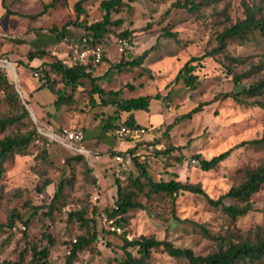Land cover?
I'll return each instance as SVG.
<instances>
[{
    "label": "rangeland",
    "instance_id": "rangeland-1",
    "mask_svg": "<svg viewBox=\"0 0 264 264\" xmlns=\"http://www.w3.org/2000/svg\"><path fill=\"white\" fill-rule=\"evenodd\" d=\"M77 1L59 2L43 12L44 7L52 0H5L7 5L0 0V72L13 85L21 104L30 114L29 118L0 130V139L11 132L23 133L32 127L38 133L27 154L14 155L2 164L0 225H5L15 215L28 220V225L24 227L16 222L13 228L0 231V264L20 261V253H23L20 264H31L30 247L45 246L46 240L42 238L44 233L49 234L54 242L49 249L48 264H65L73 240L86 234V229L78 222L67 220L69 212L80 209L86 210L88 218H95L94 230L98 232V239L89 248L78 253L74 264H118L125 258V253L120 249L121 235H125L128 240L151 236L159 241L166 240L175 247L191 249L197 255H205L215 247L216 241L207 238L202 233L203 230L212 236L236 232L245 236L251 231L248 235L251 237L255 232L264 233V188L251 198L252 210L236 221H231L220 209L211 207L202 197L189 193L178 195L174 199L163 194L146 197V188L137 197L143 208L129 211L124 216L123 227L119 231L111 230L113 224L108 223L106 211L113 206L116 198L114 181L118 179L125 185L129 174L136 175L133 162L128 156L125 157L124 161L129 162V166L119 168L117 177L113 176L111 168L107 182L106 177H101L103 172L94 167V162L82 155L88 169L82 163L73 162L68 165V157L80 154L62 144L59 138L62 128L53 131L39 118L24 86H37L39 83L33 72L40 64L32 63L35 59L29 62L28 53L44 48L54 53L64 49L71 52L69 59L73 61L77 53L83 50L74 46L68 48L67 45L77 43L83 34L81 27L71 24L66 26V41L62 42L49 31L53 26L60 30L66 23L76 20L73 5ZM174 1L123 0L119 12H112L110 15L112 21H121L120 26H113L111 33L98 43L113 61L120 55L116 44L118 35L126 30L131 32L129 40H126V51L133 56L154 46L141 68H133L119 76L123 86L129 84L134 87L133 91L124 88L123 99L159 97L158 100L150 101L149 110L141 113L139 121L151 118L152 124L146 126L160 129L157 130V136H143L139 141L123 139L125 142L119 143L122 146L128 144L130 148L137 146L136 153L143 151L138 162L146 165L153 181H188L200 185L209 198L217 199L243 179L245 168L264 163V150L244 147L233 149L217 168L207 172L200 170L198 164H190V161L196 155L209 160L242 141L259 138L264 131V110L258 106L237 104L228 98L204 106L190 118L178 121L170 131H166L165 127L197 104L210 101L217 93L237 91L232 82V73H247L240 80V87L264 77V39L257 37V40L244 43L230 41L227 44L226 53L239 59L241 64L229 65L222 55L194 62L193 75L197 76L198 86L195 90L188 91L181 82L174 84L179 69L190 58L199 57L215 46V35L227 25L225 16L230 22L243 18L241 0H218L214 6L202 7L199 16L184 10H173L170 14H165ZM245 1L251 6H260L264 14V0ZM100 2L101 0H85L82 4L84 15L79 19L88 24L100 20ZM7 10L10 12L6 13ZM162 29L176 33L178 42L162 38ZM8 64L15 67L14 74L8 69ZM225 65H229L230 71L226 70ZM50 79L55 83L58 80L53 76ZM169 90L170 97H165ZM260 99L264 102V98ZM86 102V95L83 94L77 99L76 105L68 110L79 112L81 109L82 114H88ZM13 113V109L1 95L0 117ZM87 138L92 140V136ZM110 139L113 140L114 137ZM152 141L159 145L158 149L152 148ZM167 147L174 148L170 155L153 154L154 151H162ZM180 148L181 151H178ZM43 151L47 153L45 159L41 158ZM176 158L180 161H175ZM121 170L124 172L120 173ZM44 179H48L50 183L41 192L39 186ZM58 185L63 187L62 197L52 205L50 211L48 205ZM97 191L99 199L94 201L93 195ZM93 208L96 209L95 215H92ZM113 227L117 229L116 226ZM129 252L138 257L135 249ZM148 264L188 263L169 257L162 249H156L152 250Z\"/></svg>",
    "mask_w": 264,
    "mask_h": 264
},
{
    "label": "trees",
    "instance_id": "trees-1",
    "mask_svg": "<svg viewBox=\"0 0 264 264\" xmlns=\"http://www.w3.org/2000/svg\"><path fill=\"white\" fill-rule=\"evenodd\" d=\"M66 0H52L49 5L44 7V11L47 8H53L59 2H65ZM218 0H175L165 12L170 14L173 10H184L187 13L195 14V16L201 15V8L204 6L216 5ZM85 0H78L73 9L76 13V20L68 22L58 30L56 27H51L49 31L53 33L59 42L64 38V29L68 25L78 26L83 29L82 36L77 40V43H68L67 45L72 47H92L100 43L103 38L111 33L113 26L119 27L121 21H112L111 13H118L123 6V0H101L100 11L101 19L93 23L88 24L79 19L81 15H84L82 4ZM240 5L242 7L243 18L230 22L227 16L225 25L221 31L215 35V46L206 51L199 57L190 58L178 71L174 84L181 82L186 90H195L198 86V79L196 75H193L194 62H200L204 58H215L218 55H222L225 62L229 65L233 63L241 64L239 59H234L226 53L227 44L230 41H238L244 43L249 40H257L258 38L264 39V14L261 12L260 6H251L245 0H241ZM260 5V4H259ZM10 12L9 10L6 13ZM131 32L124 31L119 34L118 39L129 40ZM90 37L91 40L87 41ZM161 37L164 39H171L178 42L176 33L170 32L168 29H162ZM117 39V40H118ZM85 40V42L83 41ZM73 44V45H72ZM102 48L101 63H109L106 58L105 50ZM154 50V46L143 51L138 56H133L126 51V48L120 52V59L111 63L109 69L116 70L119 74L125 71H131L133 68H141L145 59L149 53ZM28 61L31 62L34 59L41 61L34 73H38L39 88H46L54 96V107L57 111H60L63 107H74L77 99L75 93L81 87L80 80L87 79L90 83V90L86 92V107L88 111L96 106L107 105L104 97L119 96L122 89L127 88L129 91H133L132 85L126 84L121 86L116 91H105L96 84V78L92 77L93 65L91 62L75 61L72 65L68 66L63 60L58 59L55 55L49 52L46 48L34 50L27 55ZM161 58V57H159ZM158 58V59H159ZM229 65H225L226 70L230 71ZM247 73H232V82L234 88L238 89L235 92H220L217 93L210 101L199 103L192 108L188 113L181 115L177 119H174L173 123L165 127L166 131H170L171 128L180 120L188 119L193 114L201 111L204 106H208L215 101L224 99H232L237 104H247L250 106H258L264 110V102L260 98H264V77H261L248 86L240 87V80L244 78ZM50 76L57 77L55 81L50 79ZM170 91H168L165 97H170ZM3 95L6 103L13 109L14 113L10 116L0 117V130L21 122L25 118H29V111L21 104V100L17 91L13 85L9 83L6 76L0 72V96ZM98 98V102L94 97ZM159 97L154 96H140L130 99H120L114 102L115 112L113 115L101 119L103 130L111 131L115 133V130L120 126H139L136 124L134 115L139 112H147L149 110L150 101ZM163 100V98H160ZM247 100H251L250 102ZM127 114V118L124 122H120V115ZM153 129V134L157 136V130ZM78 130V129H76ZM37 130L32 127L25 132H11L4 135L0 139V177L3 172L2 164L9 160L14 155H25L29 146L37 139ZM150 143V142H148ZM152 148H155L158 144L155 141L150 143ZM248 149H262L264 150V131L259 138L242 141L235 145L232 149L225 151L217 156L205 160L199 155L194 158L198 161V166L202 171H210L217 168V166L224 161L232 152L237 148ZM138 147L134 146L124 153L112 152L111 158L115 156H121L123 159L129 157L133 162L134 168L137 170V174H129L125 185H122L118 179H115L116 186V198L113 206L106 211V217L112 222L116 228L123 227L125 223V215L134 209H142L143 205L137 201L139 194L145 193L146 197L152 194H163L174 199L176 196L189 193L199 197H202L207 203L216 209H220L231 221H236L238 218L245 216L252 210L251 198L264 188V163L254 167L245 168L243 179L236 185L231 186L224 194L217 199L209 198L202 190L200 185L192 184L188 181L181 182L176 179H170L168 181L159 180L153 181L147 172V167L144 163H139V156L136 151ZM174 150L172 147H167L162 151H154V155L167 156ZM181 151L180 149H177ZM47 153L43 151L41 158H46ZM142 157V156H141ZM67 164L82 163L87 169L86 161H84L81 155H75L66 159ZM175 161H180L176 158ZM90 170V169H89ZM124 171L121 170L120 173ZM113 176L117 177L114 172ZM67 182V181H65ZM69 182V181H68ZM49 180L44 179L39 186V191H43L46 186L49 185ZM62 185H58L57 190L53 196V199L48 205V210L51 211L52 205L59 202L62 197ZM226 201H229L226 204ZM36 210V208H35ZM96 209H92V215L97 214ZM67 220H75L79 225L86 229L84 236H78L71 243L69 254L66 257L65 264H74L77 260L79 252L89 248L97 239L98 232L95 228V218H88L86 210L80 209L79 211H72L68 213ZM16 222L21 223L24 227L28 225V220H23L22 217L15 215L10 218L5 225H0V231L6 228H13ZM202 233L212 240H215V247L205 255H197L191 249L175 247L172 243L166 240H156L151 236H140L136 239L128 240L125 235H121L119 239L122 244L120 249L125 253V258H122L118 264H148V260L151 257L152 250L162 249L169 257L174 259H181L188 264H263L264 262V233L255 232L253 236H248L251 231H248L247 235H240L239 233H228L225 236H212L208 231L203 230ZM42 238L46 240V245L43 247H37L32 245L31 251V264H48L49 249L53 246L54 242L49 234L44 233ZM135 249L138 257L132 256L129 250ZM26 252V250H24ZM23 253H20V261ZM20 261L14 263L5 264H20Z\"/></svg>",
    "mask_w": 264,
    "mask_h": 264
},
{
    "label": "crops",
    "instance_id": "crops-1",
    "mask_svg": "<svg viewBox=\"0 0 264 264\" xmlns=\"http://www.w3.org/2000/svg\"><path fill=\"white\" fill-rule=\"evenodd\" d=\"M4 4H6L5 0ZM66 46V44H65ZM69 48V46H68ZM72 48V47H71ZM38 50V49H36ZM57 53L51 52L55 55L58 59L63 60L64 63L68 66L72 65L75 61H78L77 56L76 59L71 61L69 59L70 51H65L64 49L56 50ZM109 63H101L98 65H93V71L91 73L92 77L96 78V84L100 86L105 91H116L121 86L120 74L113 69H109L111 63H115L120 59V55L116 58L115 61L111 60V58L106 55ZM41 63L40 60L35 59L34 64ZM90 62V59L85 60L83 63ZM81 87H79L78 91L75 93V98L78 99L83 94L90 90V83L87 79L80 80ZM28 93L31 96V100L34 103L35 111H37L39 118L44 120L49 128L53 131L59 128H67V129H78L84 135V140L82 142V146L94 153L98 154V158L95 159L94 167L96 169H100L103 174L101 177L106 179V182L109 180L111 168H112V158L110 153L116 152L117 150L126 151L130 147L127 145L123 146L119 142H125L123 139H118L114 136L113 132L103 130L102 121L101 119H105L106 117L113 115L115 112L114 102H117L120 99H123V91L122 89L119 96H111V97H104L105 102L107 105L96 106L95 108L91 109L88 114H82L81 109L79 112L69 111L68 107L61 108L60 111H57L54 107V96L46 89V88H39L40 83L37 86L34 85H24ZM118 86V87H117ZM41 93V94H39ZM94 99L98 102V98L95 96ZM139 112L134 115V119L137 125L146 126L151 125V118H143L141 122L142 115ZM99 115V116H96ZM140 116V118L138 117ZM127 118V114L120 115V122H124ZM91 134V135H89ZM88 136H92V140H88ZM110 137H114L113 140ZM121 145V146H120ZM138 155L143 154V151L137 152ZM126 166H129V162H126ZM97 174V173H96Z\"/></svg>",
    "mask_w": 264,
    "mask_h": 264
},
{
    "label": "built area",
    "instance_id": "built-area-1",
    "mask_svg": "<svg viewBox=\"0 0 264 264\" xmlns=\"http://www.w3.org/2000/svg\"><path fill=\"white\" fill-rule=\"evenodd\" d=\"M91 38L88 37L87 41H90ZM85 42V40H83ZM116 44L118 46L119 52H121L123 49L127 47V41L125 39H118L116 41ZM77 59L80 62H84L87 59H90V62L93 65H98L101 62L102 58V49L101 47L96 44L92 47H86L83 50H81L79 53H77ZM33 76L38 79L39 75L38 73H34ZM153 127L146 126H120L115 130V137L118 139H128L130 141H139L143 136L147 135H153ZM54 136V135H53ZM57 137V136H56ZM60 140L62 144L67 147L68 149H71L73 151H76V153H79L84 158H86L88 161L92 162L95 159L98 158V154L91 152L87 149H85L81 144L84 140V135L80 130L76 129H67L62 128L60 130ZM155 148H159V145H157ZM112 164V171L117 174L119 172V168H126V162L121 156H115L113 159ZM190 164L196 165L198 164V161L195 159H192L190 161ZM99 199V193L98 191L93 195V200L96 201ZM110 225H112L111 221H108ZM111 230L119 231V229H115L113 226H111Z\"/></svg>",
    "mask_w": 264,
    "mask_h": 264
},
{
    "label": "bare ground",
    "instance_id": "bare-ground-1",
    "mask_svg": "<svg viewBox=\"0 0 264 264\" xmlns=\"http://www.w3.org/2000/svg\"><path fill=\"white\" fill-rule=\"evenodd\" d=\"M7 67H8V69L11 71V73L14 74V69H15V67H14L13 65H11V64H8ZM8 73H9V72H8ZM49 136L53 137V135H51V134H49Z\"/></svg>",
    "mask_w": 264,
    "mask_h": 264
}]
</instances>
